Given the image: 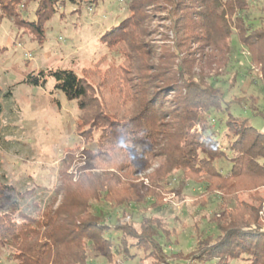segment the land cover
<instances>
[{
	"label": "trees",
	"instance_id": "obj_1",
	"mask_svg": "<svg viewBox=\"0 0 264 264\" xmlns=\"http://www.w3.org/2000/svg\"><path fill=\"white\" fill-rule=\"evenodd\" d=\"M126 1L129 15L100 37V42L109 48L118 43L126 45L122 67L105 70L97 84L85 75L94 74L92 69L80 76L70 70L39 71L36 75L29 74L27 82L44 86L47 78L52 79L55 90L68 101L76 102L79 136L89 143L94 140L93 132H98L93 159L98 158L97 154H119L129 166L113 168L112 172H101L100 175L93 168L83 169L74 182L62 170V186L47 200L32 201L29 211H20L18 202L3 197L8 211L0 214V243L11 250L10 263L89 264L92 262L91 251H97L108 264H117V257L133 260L136 255L132 251H139L144 253L140 260L150 264H230L235 260L264 264V225L258 221L264 207V132L249 126L245 119L227 114L223 121L225 132L220 140L214 139L216 133L207 126L203 128L204 135H191L190 129L201 116L220 112L223 103V97L216 89L200 82L195 84L190 79L191 60L178 59L175 69L161 63L153 75L141 76L138 83L133 82L131 53L137 48L135 37L143 29L139 22L147 17L140 12L142 3ZM165 1L171 6L174 49L187 50V43L197 44L224 58L221 66H226L233 63L232 42L235 40L248 56L246 74L257 75L264 86V0ZM98 2L38 0L33 21L19 17L14 22L19 29L27 31L32 41L42 45L45 24L58 7L68 4L77 7L73 12H79L82 5L94 7ZM6 6L0 4L1 16L8 13ZM255 13L259 14L258 22ZM171 58L168 52L161 60L170 62ZM139 63L138 69L133 70L149 74L145 61L141 59ZM235 78L234 74L231 86ZM105 88L108 96L104 95ZM171 93L174 107L168 111L164 103ZM10 95L7 92L0 99ZM113 98L119 101L121 109L125 108L120 109V116L117 114L120 110L110 106L109 101ZM244 99L254 114L262 115L254 107L251 97L243 96L235 101ZM87 153L88 160H92L91 153ZM221 160L229 162L226 172L222 171L223 165L217 167ZM154 161L160 166L148 177L149 192L178 174L187 184L201 179L200 183H204L207 190L221 192L224 198L235 202L233 209H223L222 215L214 218L213 233L202 239L204 233L194 230L198 243L196 251L185 254L165 252L159 241L162 239L170 244L171 232L152 213L144 215L136 227L134 222L132 225L127 220L121 222L120 218H113L99 208L100 204H105L111 212L121 211V219L130 216L127 207L138 205L141 200L145 203V199L138 192L139 186L127 178L140 166L147 170ZM121 172L124 173L120 175ZM1 178L0 194L7 189ZM251 192L253 204L241 200L243 195L249 196ZM32 193L33 190L25 191L18 194V198L28 199ZM111 232L119 234L116 241L109 237Z\"/></svg>",
	"mask_w": 264,
	"mask_h": 264
},
{
	"label": "rangeland",
	"instance_id": "obj_2",
	"mask_svg": "<svg viewBox=\"0 0 264 264\" xmlns=\"http://www.w3.org/2000/svg\"><path fill=\"white\" fill-rule=\"evenodd\" d=\"M137 1L143 4L140 12L147 18L139 22L143 29L135 37V43L138 44L131 53L130 76L135 80L133 82L138 83L141 76L153 75L155 68L161 63L169 64L170 68L175 69L178 59L191 60L192 73L189 77L193 83L200 82L203 86L213 87L223 97L222 110L214 112L213 117L201 116V120L190 129L191 135H204L203 128L207 126L216 133L214 139L220 140L225 132L223 121L227 114L240 120L245 119L249 126L264 132V86L257 75L246 74L249 69L248 56L238 43L235 40L232 42L233 63L226 66H221L224 58L197 44L187 43V50L174 49L171 6L165 0ZM9 2L0 0V4L9 8L5 16H1L3 13L0 9V97L7 92L11 94L0 99V178L1 175L4 176L1 181L7 187L0 194V214L8 211L3 197H7L10 202H18L20 211H29L32 201L47 200L62 186V170L74 182L83 169L89 171L93 168L100 175L101 172H112L113 168L129 166L127 160H122L119 154H97L98 158L93 159L96 155L95 139L98 132H93L94 140L89 143H86L83 136H79L76 132L79 114L76 102L68 101L61 92L55 90L52 79L47 78L44 86L27 82L29 74L36 75L39 71L70 70L80 76L84 71L92 69L95 70L94 74H84L97 84L99 76L105 70L122 67L126 45L118 43L109 48L100 42V37L129 15L128 1L99 0L94 7L82 5L79 12H73L77 7L68 4L58 7L51 20L45 24V41L42 45L32 41L27 31L19 29L16 23L19 17L34 20L38 0ZM254 16L258 22L259 14L255 13ZM168 52L171 53V61L161 60ZM141 59L145 61L149 74L133 70L138 69ZM234 74L235 83L231 86ZM149 77L146 78L147 82ZM155 85L160 86L157 83ZM104 95L108 96L106 88ZM243 96L251 97L254 107L262 115L254 114L246 99L235 101ZM109 103L114 109H121L118 100L113 98ZM164 105L168 111L173 109L172 93L166 97ZM121 110L117 113L119 116ZM209 130L206 129L207 132ZM221 143L224 145L226 141L223 139ZM86 151L91 153L92 160H88ZM224 161L217 162V167L223 165L222 171L226 172L229 162ZM159 166L160 163L154 161L147 170L140 166L135 172L131 171L127 180L139 186L138 192L145 203L141 200L138 205L127 207L130 216L125 215L121 219V211L111 212L105 204H100L99 208L113 218H120L121 222L127 220L130 225L135 223L136 227L144 215L152 213L167 225V230L171 232L170 242H176L173 245L161 239L159 242L165 252L185 254L196 251L198 243L194 230L204 233L202 239L213 233L211 227L215 223L214 218L221 216L223 209H233L235 202L228 197L224 198L221 192L207 190L204 183H200L201 179L187 184L178 174L169 177L160 187H154L149 192L148 177ZM31 190L33 193L28 199L18 198V194ZM248 195H243L241 200L253 204L252 192ZM263 212L264 207L258 220L262 225ZM109 234L113 241L119 236L117 232ZM10 252V249L0 243V264H11ZM132 253H135V259L120 260L117 257V264H150L140 260L144 258V253ZM90 255L92 262L89 264H108L100 252L91 251ZM230 264H246V261L235 260Z\"/></svg>",
	"mask_w": 264,
	"mask_h": 264
}]
</instances>
